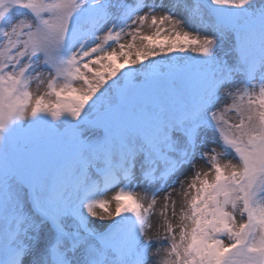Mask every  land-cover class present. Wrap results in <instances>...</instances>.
<instances>
[{
    "label": "snow or ice",
    "instance_id": "6c2138e0",
    "mask_svg": "<svg viewBox=\"0 0 264 264\" xmlns=\"http://www.w3.org/2000/svg\"><path fill=\"white\" fill-rule=\"evenodd\" d=\"M0 264H264V0H0Z\"/></svg>",
    "mask_w": 264,
    "mask_h": 264
},
{
    "label": "rangeland",
    "instance_id": "374dc122",
    "mask_svg": "<svg viewBox=\"0 0 264 264\" xmlns=\"http://www.w3.org/2000/svg\"><path fill=\"white\" fill-rule=\"evenodd\" d=\"M33 91H35V87H33ZM111 194V193H110ZM109 194V195H110ZM175 195V194H174ZM162 196H163V194H161V196L160 197H158V205H157V210H159V203H162ZM113 207H114V205H113ZM99 211V210H98ZM158 219H159V217H154L153 218V224H154V227H153V229L151 230V233L150 234H152L153 235V239H154V242H155V231H156V228H155V225L157 224V222H158ZM98 225H106V224H109V223H111V219L110 218H107V217H105L104 219H96V221H95ZM106 222H108V223H106ZM161 255H163V254H161ZM155 258V257H154Z\"/></svg>",
    "mask_w": 264,
    "mask_h": 264
},
{
    "label": "bare ground",
    "instance_id": "6f19581e",
    "mask_svg": "<svg viewBox=\"0 0 264 264\" xmlns=\"http://www.w3.org/2000/svg\"><path fill=\"white\" fill-rule=\"evenodd\" d=\"M106 223H108V222H106ZM97 224V223H96ZM98 225V224H97Z\"/></svg>",
    "mask_w": 264,
    "mask_h": 264
}]
</instances>
